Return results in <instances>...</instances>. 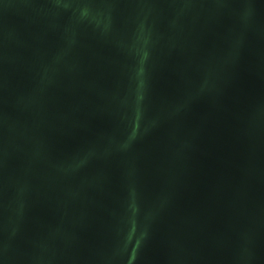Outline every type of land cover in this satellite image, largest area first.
Returning a JSON list of instances; mask_svg holds the SVG:
<instances>
[{"label": "water", "instance_id": "water-1", "mask_svg": "<svg viewBox=\"0 0 264 264\" xmlns=\"http://www.w3.org/2000/svg\"><path fill=\"white\" fill-rule=\"evenodd\" d=\"M0 264H264V0H0Z\"/></svg>", "mask_w": 264, "mask_h": 264}]
</instances>
